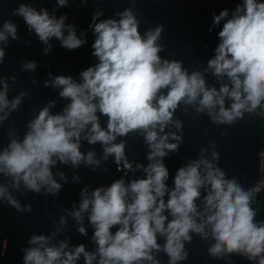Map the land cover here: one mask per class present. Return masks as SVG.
Wrapping results in <instances>:
<instances>
[{
    "label": "clouds",
    "instance_id": "9594fccd",
    "mask_svg": "<svg viewBox=\"0 0 264 264\" xmlns=\"http://www.w3.org/2000/svg\"><path fill=\"white\" fill-rule=\"evenodd\" d=\"M68 2L58 0L60 6ZM12 14L22 17L28 30L34 31L47 46L45 53L51 51L52 37L69 51L87 42L78 37L75 24H65L67 16L56 18L47 9L37 10L28 3H20ZM101 15L97 11L94 24L89 25L96 34L92 54L99 63L80 73L81 82L71 75H57L51 81L53 87L61 89L59 96L70 101L63 112L53 114L50 109L55 101L50 102L29 121L23 139L12 138L0 152V174L11 178L7 184H0V199L17 211L30 212L31 205L22 207L9 187L19 190L22 182L27 190L40 193L43 189L46 194H56L62 186L52 167L58 162L74 167L81 162L99 165L94 151H81V139L89 144L101 143L104 160L114 155L119 168L133 170L125 152L127 141H115L118 136L129 134L143 136L150 149V163L147 167L137 164L136 168H142L146 177L130 183L116 179L110 186L97 187L91 193L88 187L83 189L80 206L70 215L80 224L78 231L87 235L82 222L84 214L89 213L95 252L87 251L84 244L69 249L66 240L58 246L51 244L55 232L51 236L32 235L29 243L33 246L24 250V264H76L81 255L85 264H93L97 257L98 264H161L154 255L161 251L168 256L169 264H177L189 256L185 242L193 241L192 233L201 240L214 241L208 247L213 258L239 254L264 264V220L255 219L258 209L252 207L255 195L264 189V176L247 190L237 178H226V172L217 166L220 153L213 143L211 159L204 155L208 149H201L199 159L189 160L178 169L174 187L169 190V169L163 159L170 151L178 152L182 142L177 132H165L170 124L182 131L181 121L173 119L181 104L185 113L192 106L195 113L206 112L217 125H235L245 113L253 119H264V0H243L223 23L216 55L204 70L217 78L227 77L230 83H221L219 89L209 87L201 71L189 74L182 61L161 58L162 45L157 41L162 25L142 35L132 8L118 12L119 20L95 22ZM213 15L219 25L229 16V10L225 8ZM9 36L18 39L17 25L11 20L0 25V42L6 43ZM4 57L5 51L0 48V64ZM22 67L34 71L37 64L26 61ZM12 79L15 82V77ZM0 84L2 123L28 93L21 92L10 101L7 81L0 79ZM44 84L47 87L49 81ZM226 98L231 101L230 106H226ZM101 115L107 117L106 128L101 125ZM13 131H9V136ZM170 137L176 142H169ZM258 156L259 171L264 173V151ZM58 175L67 179L63 172ZM202 188L206 195L200 210L197 200ZM60 223L66 224L63 216ZM158 236L164 238L163 245Z\"/></svg>",
    "mask_w": 264,
    "mask_h": 264
},
{
    "label": "water",
    "instance_id": "95a60500",
    "mask_svg": "<svg viewBox=\"0 0 264 264\" xmlns=\"http://www.w3.org/2000/svg\"><path fill=\"white\" fill-rule=\"evenodd\" d=\"M20 3H28L37 10L47 9L50 15L67 16L65 24H75L77 35L86 39V43L79 49L69 51L61 47V42L52 37L49 43L51 51L45 53L47 47L39 40L34 31L30 32L28 26L20 16L13 15V10ZM243 0H88L81 3L80 0H69L68 4L60 6L58 0H0V25L4 21L11 20L17 25L18 39L8 37L7 42H0V48L5 51L3 63L0 64V79L6 80L8 87V99L11 101L21 92L28 95L22 98L17 110L10 113L8 118L0 123V152L7 147L12 138L21 140L26 134L27 125L39 114L44 106L55 101L50 109L53 114L62 113L65 106L70 102L59 96L60 88L53 87L51 81L57 75H71L74 80L81 82L80 73L86 68L99 63L98 57L92 53V44L96 34L90 24H94L93 16L97 11L102 15L99 20L113 18L120 19L118 12L132 8L139 20V30L144 35L149 29L154 30L157 26H163V31L157 43L162 45L159 55L162 59L180 60L189 74L199 70L204 74L209 87L219 89L221 83H230L227 77L217 78L211 71L205 72L208 61L215 55V49L220 43L219 31L223 23L231 18L236 7ZM227 8L229 16L225 17L219 25L214 22V15ZM211 29V31H210ZM67 35V29H65ZM26 61H35L37 67L34 71L25 70L22 64ZM51 74V75H50ZM12 77H15L13 82ZM48 80L46 87L44 82ZM35 81V82H34ZM3 85L0 84V90ZM231 101L226 98V106ZM5 112L8 109L4 110ZM4 113H0L3 115ZM99 115V113H98ZM173 119H179L182 123V131L170 124L165 132H177L182 136L178 152H169L165 156L164 163L169 169V179L166 182L169 190L174 187V177L178 169L189 160L199 159L201 149H208L204 153L211 159L213 151L220 153L217 163L226 172V178H237L238 182L247 190L255 186L256 182L264 176L259 171L260 151H264V119L249 117L244 114V119L237 124L217 125L205 113L197 114L192 106H188L187 113L184 105L178 106ZM102 127H107V117L101 115ZM13 135L9 136V131ZM227 132V135L222 133ZM163 134V133H162ZM127 141L126 156L133 164V170L119 168L114 155L103 159V145L99 142L89 144L86 139H81V151L95 152V158L100 160L99 165L87 166L81 162L78 167L71 163H57L52 167L55 179L61 184V189L56 194H46L42 189L40 193L27 190L21 182L19 190L9 187V191L20 202L21 206L31 205V211H17L6 200L0 199V264H24L25 249L32 247L29 240L32 235L51 236L56 235L50 241L51 244L59 245L61 241H67L69 249L84 244L89 252H95L97 245L93 241L94 227L89 222V213L84 214L83 226L87 235L81 234L78 229L80 224L70 215V212L79 208L81 192L88 187L89 193L100 186H110L116 180L123 178L126 183L133 179L145 178L146 173L142 168L137 169V164L145 167L150 163L148 152L143 136L129 134L127 137L118 136L116 143ZM169 142L175 143L171 137ZM65 173L67 179H61L58 173ZM79 176V180H74ZM11 178L0 174V184H7ZM201 198L197 200L200 210L203 209L202 198L206 195V189H201ZM168 196H165V200ZM252 207L258 209L257 221L264 220V189L254 197ZM169 220L171 216L166 212ZM66 219V224L61 225V217ZM116 227L112 229L114 232ZM193 241L185 242V250L189 256L177 264H258L239 254H228L226 257L213 258L208 254V247L214 243L212 239L201 240L192 233ZM158 242L164 244V238L158 236ZM6 245V246H5ZM66 249L65 251H67ZM154 255L161 264H169L168 256L163 252ZM99 257L93 261L98 264ZM76 264H85L83 255ZM150 264V262H145Z\"/></svg>",
    "mask_w": 264,
    "mask_h": 264
}]
</instances>
